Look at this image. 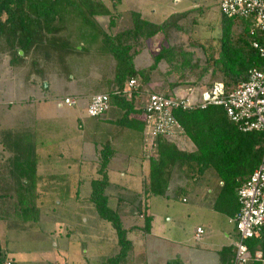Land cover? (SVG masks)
I'll return each instance as SVG.
<instances>
[{"label":"trees","instance_id":"obj_1","mask_svg":"<svg viewBox=\"0 0 264 264\" xmlns=\"http://www.w3.org/2000/svg\"><path fill=\"white\" fill-rule=\"evenodd\" d=\"M113 2L119 4L121 0H113ZM86 5H89L87 9ZM100 5V3L95 4L93 0H0V35L8 34L15 39L11 41L9 50L0 45L8 50L0 49V57L9 56L10 65L18 66L17 61L28 54L35 43L47 41L49 45H56V35L61 37L62 33H65L64 30H67L70 20L78 23V31L85 38L95 37L98 35L95 29L98 24L94 16L99 13L96 7H101ZM101 13H109V10L104 8ZM3 14L8 16L6 21L2 20ZM178 15H173L164 24H156L147 19L140 10H136L132 13L134 20L132 30L118 34L116 37L104 35L106 46L119 61V67L111 77L115 87L108 93L112 94V105L127 110L126 116L135 112L138 94L135 93L128 98L125 95H115L114 92L122 93L131 78L141 77L143 81L147 80L150 75L148 71L156 69L161 61H165L171 72L182 71L183 79L188 73L202 69L198 75V86L207 84L202 83L204 80L200 82L206 77L207 72L213 75L219 73L221 80L229 89L235 88L239 82L246 81L251 68H261L264 65V59L252 47V42L260 38L251 34L250 20L222 14L223 32L219 46H200L205 55L204 65L200 64V59L197 58L194 50H187L180 43L162 48L148 69L137 68L134 54H130L132 44L129 42L134 41L142 47L147 39L162 32L166 34L167 39L172 35H179L178 32L183 31V28L178 24L180 17ZM58 24L61 25L60 29L56 28ZM111 24L113 25L114 21H111ZM234 28L237 30L235 31ZM59 48L64 54L70 52V50L64 51L69 48L68 41ZM216 82L213 81L207 85V88L199 91L200 100L203 99V92L211 89ZM172 86L174 88L177 83ZM144 91L147 90L142 89L141 85L138 86V92ZM139 106L140 114L145 116L143 107ZM175 115L185 130L184 135L194 143L196 150L187 152L167 137H158L157 146L153 151L154 156L149 160L148 176L143 182L144 194L164 196L177 201L179 200L177 191L180 192L183 187H175V193L172 192L171 182L174 173L176 172L180 178L183 176L194 178L196 173L202 174L211 167L224 184L215 201L214 209L229 213L232 212L230 210L239 211L236 190L246 179L240 180V178L249 173L250 176L260 163L263 152L262 134L241 132L237 125L229 120L222 107L212 106L206 110L191 112L180 109L175 111ZM144 126L146 130L145 120ZM32 131L31 128L0 131V144L3 151L9 155L5 167H0V221L5 222L9 229L30 230L39 222L42 211L37 205L39 157L37 140ZM256 144H262V149L256 148ZM111 155L112 150L109 146L101 149L98 173L102 178L92 182V193L88 201L94 204L98 216L111 224L118 239L119 249L111 253L103 264H131L133 241L128 237V229L124 225L120 208H112L109 205L110 197L107 189L110 184L107 167ZM5 169L6 173L3 172ZM222 204L226 207H222ZM145 217V228L149 230L151 215ZM254 239L257 237L247 241L253 254L256 252L251 243ZM2 254L4 255L0 247V256ZM0 262L3 263V259H0ZM256 262L255 264H259Z\"/></svg>","mask_w":264,"mask_h":264},{"label":"rangeland","instance_id":"obj_2","mask_svg":"<svg viewBox=\"0 0 264 264\" xmlns=\"http://www.w3.org/2000/svg\"><path fill=\"white\" fill-rule=\"evenodd\" d=\"M93 1L95 4H101V7H96L99 13L94 16L98 24V27L95 28L98 31V35L95 37L85 38L78 31V23L75 20H70L67 24V30H64L65 33H62L61 37L58 34L56 35V45H49L47 41L35 43L28 54L17 61L18 66H9V56L0 57V101H3L0 103V131L30 128V126L9 128L18 119L17 116H11L10 111L12 112V110L24 104L26 107L31 106L30 115L34 116L31 122L34 121L35 126L38 128L45 127L47 132L50 129L49 126H51L52 131L47 133V137L53 138V131L56 126L63 121L70 120L64 115L70 114L72 116L75 112L82 119L84 130L90 136L89 125L98 119L88 115L87 104L92 95L108 92L115 87V82L111 77L114 76L115 71L119 67V61L115 59L105 44L104 35L116 37L118 34L132 30L134 27L133 11H142L147 19L156 24H164L173 15L179 14L178 24L183 28V31L178 32L179 35H172L170 39H167L166 34L163 32L159 33L153 38L147 39L142 47L135 44L134 41L129 42L132 44L130 54H134V62L137 68L148 69L154 63L155 56L162 48L180 43L184 45L185 49L194 50L197 58L200 59V64L204 65L205 55L200 46H219V39L223 32V16L219 9L220 0H121L119 4H115L113 0ZM88 6L86 5V9ZM104 8H107L109 13H101ZM7 17L6 14H3L2 20L6 21ZM111 21H114L113 25ZM56 28L60 29L61 25L58 24ZM234 29L235 31L237 30L236 28ZM0 36V45L9 50L11 41L15 40L14 37H9L8 34ZM62 39H64V42H69V48L64 50H70L68 54H64L59 48L64 43ZM4 47H0V49H4ZM6 48L4 51H8ZM181 72L169 71V66H167L165 61H161L156 69L148 71L150 75L147 80L143 81L141 77H136V79L139 86L141 85L142 89L147 90V92H158L166 95L175 93L185 96L193 91V96L198 98L199 91L207 88V85L213 81L223 82L219 73L213 75L211 72H207L206 77L200 80V82L204 80L202 83L207 84L198 86V75H200L202 69L188 73L184 79ZM176 83L177 86L173 88L172 85ZM31 95L34 97H31ZM66 95L73 98H76L75 95H79L76 98L78 104L75 106L65 104L63 99L67 97ZM145 99L146 95L143 97V101ZM43 101L45 102L43 103ZM39 102L41 107H37L39 111L37 110V113H35L36 107L34 103L37 104ZM59 103H61V106H59ZM61 117L62 119H60ZM66 122L69 125V122ZM23 123L27 124L28 118ZM84 130L79 132L80 135L85 134ZM176 144L180 149L187 152L196 150V146L186 135H184L182 143ZM262 144H256L255 147L262 149ZM73 146L74 150L71 149L73 153H76L79 148L81 149L79 143ZM0 149V167L4 168L9 155L3 151L2 147ZM3 172L6 173V169ZM249 174L242 176L240 180L247 178ZM136 182H138V179ZM137 185L135 184V188H137ZM223 185V181L220 180L217 172L211 167L207 168L202 174L196 173L194 178H186L184 176L180 178L175 172L171 182L173 193H175V187L182 186L183 188L180 192L177 191L179 200L172 202L170 215L173 218L175 215L176 217L174 220H167V227H169V230L167 229L168 237L169 239L173 238L180 241L184 239L181 235L187 237V246L183 245V249L190 250L191 246L198 248L192 251L194 253L192 257L202 258V264H204L203 260L205 258H207L206 261L210 260V258L218 259L217 254L220 253L217 251L223 247H226L223 252L230 253L238 237L236 225L230 222V216L222 211L213 209ZM112 189H109V192ZM130 197V200L136 198L135 195ZM184 198L187 199V202L184 201ZM54 201L55 198L53 196L38 198L37 205ZM205 204H210L213 208H203L202 206ZM113 205L115 204L112 201ZM192 205L202 208L191 207ZM221 206L226 207L225 204ZM80 207L78 210L66 208L45 211L42 209L38 225L43 223L41 221L43 216H50L52 221L59 218L62 219H59L60 221L68 220L66 223L68 227H71L69 221H79L81 226L74 228V233L75 235L77 234L76 229L82 233L84 244L81 251H79V243L71 246L77 249V257L79 259H84L86 263L97 264V261L107 259L112 251V253L117 252L118 247L115 248L117 235L109 222L102 219V222L100 221L94 204H90V206L80 205ZM135 216L136 219H133ZM139 217L138 213L133 212L128 218V212H125L124 218L131 219V221H127V225L130 228H134L133 225ZM198 224H203L206 230L203 239L195 242L192 241L193 232ZM40 225H35V229L31 228L27 231V238L29 240L41 237L54 239V233L50 231L49 227ZM1 227L2 224L0 223V234L5 231ZM63 227L65 228L66 226L63 225ZM226 233H229V236ZM96 235H98V238H95ZM259 239L262 240V238ZM54 240H56V237ZM257 242L260 245L258 250L263 253V258L257 262L264 264V242ZM0 244L3 247L5 246L4 242H0ZM168 247L171 252H175V250L180 248L177 243H169L165 245V251ZM2 252L4 253L3 249ZM47 254V257L43 256L40 258L29 256L32 258L30 264H52L50 260H53L51 257L54 254ZM54 256H56L55 264H66L63 256L59 257L58 254ZM71 257L74 258V256ZM0 259L4 261L5 256L2 254ZM227 264H231V260Z\"/></svg>","mask_w":264,"mask_h":264},{"label":"crops","instance_id":"obj_3","mask_svg":"<svg viewBox=\"0 0 264 264\" xmlns=\"http://www.w3.org/2000/svg\"><path fill=\"white\" fill-rule=\"evenodd\" d=\"M9 66H11L10 62ZM66 96L69 97L68 95ZM77 96L75 95L76 98ZM31 97L34 96L31 95ZM138 104L141 105V103ZM138 104L135 105V112L130 113L131 115L128 116L125 115L126 109L112 105L105 115L94 117L98 120L89 125L90 136L84 130L82 119L75 112L72 116L70 114L64 115L70 118V120H66L69 125L66 121L59 123L53 131V141V138L47 137V133L52 131L51 126H49L48 132L45 127L38 128L35 126L34 121L31 122L34 117L30 115L32 108L31 106L26 107L24 104H22L23 106H18L12 112L10 111L11 116H17L18 119L9 128L30 126L33 134H35L39 157L37 166L39 178L37 191L39 192V198H49L51 196L55 198L54 202H45L41 205L39 203L41 209L45 211L66 208L78 210L81 208L80 205L90 206V204H93L88 201L92 193V182L102 178L98 173L99 153L105 146H109L112 150V155L107 167L110 184L108 188H113L110 192L107 189V194L110 197L109 205L112 208H120L124 225L128 229V237L133 241V262L131 264H202V258L192 257L194 255L192 251L198 248L191 246L190 250L183 249V245L187 246V237L181 235L184 238L182 241L174 240L173 238L169 239L168 237L167 231L169 227H167V220H174L176 217V215L174 218L170 215L172 202L175 200L159 195L144 194L143 182L148 176L149 158L154 156V153H150L147 150L144 115L140 114L138 110L140 106ZM34 105L36 107L35 113H37V107H41V104L39 102L37 104L34 103ZM59 106H61V103H59ZM26 118H28V123L24 124L23 122H26ZM83 130L85 134L80 135L79 132ZM78 143L81 149L79 148L77 152L75 151L76 153L71 152V149L74 150L73 145L76 146ZM179 143H182V141ZM0 147H2L1 144ZM5 153L7 154L6 151ZM137 179L139 183L136 182ZM135 184H138L137 188H135ZM131 195H135L136 198L130 200ZM112 201L115 204L113 206ZM191 207L195 206L192 205ZM202 207L213 208L210 204H205ZM230 211L232 212L223 213L230 216V222L235 223L234 220L238 211ZM125 212H128V218L133 212L139 214L140 217L133 225L134 228L128 227L127 221H131V219L124 218ZM146 215H151L149 230L145 228ZM59 219L52 221L50 216H43L41 219L43 223L41 225L39 223L42 227L47 225L50 231L54 233V239L56 237V240L48 237L46 239L41 237L29 240L27 238V231L29 230L9 229L5 222L0 221L3 227L1 229L5 230L0 234V242L5 243L4 247L0 244L5 256V260L3 263L0 262V264H6L7 261H11L12 264H30L32 258L29 256L32 255L34 258L47 257V253L58 254L59 257L63 256L66 264H91L86 263L84 259H79L77 257V249L71 246L79 243V251L82 249L84 244L82 233L77 231V229V234L75 235L74 233V228L80 227L81 223L79 221H69L71 227H68L66 225L68 220L60 221L62 219ZM133 219H136V216ZM36 225L39 226L38 223ZM63 225L66 227L64 228ZM198 227L205 229L203 224L196 225L192 239L195 242L203 239V237L197 239ZM226 235L229 236V233H226ZM95 238H98V235ZM259 238L261 237H257L251 242L254 244L256 251H259L258 248L260 247L257 241L264 242L262 241L264 240L263 238L262 240ZM169 243H177L180 248L175 250V252H171L168 247L165 251V245ZM115 244V248L118 247L117 249H119L118 239ZM225 248L223 247L217 251L220 253L217 254L218 259L210 258V260L206 261L207 258H205L203 260L204 264H227L230 260L232 264L233 248H231L230 253L223 252ZM85 251L88 252L87 250ZM54 255L51 257L53 260H50L52 264H55L56 256ZM71 256H74V258ZM103 261H97V264H103Z\"/></svg>","mask_w":264,"mask_h":264},{"label":"built area","instance_id":"obj_4","mask_svg":"<svg viewBox=\"0 0 264 264\" xmlns=\"http://www.w3.org/2000/svg\"><path fill=\"white\" fill-rule=\"evenodd\" d=\"M219 9L227 17L239 16L250 20L252 35L260 39L252 42V47L264 59V0H221ZM138 81L131 78L121 93L131 98L137 95V102L141 103L145 111L147 150L152 153L157 146L156 139L165 136L175 143L184 138L185 130L175 115L176 110L196 111L206 110L209 107H222L231 122L237 125L241 132H259L263 136V152L260 163L251 175L243 180L236 190L239 211L235 217L238 233L233 244L232 264H254L263 258L261 250L251 253L247 241L253 237L264 239V65L253 67L248 71V79L229 89L219 81L203 92V99L191 94L180 96L166 95L158 92H138ZM147 92V93H146ZM209 92L211 97L205 99ZM146 99L143 101V97ZM64 103L69 106L78 104L73 97H65ZM112 107V94L97 93L91 96L87 104V113L92 117L105 115ZM186 200V199H184ZM205 234L203 227L197 228V239ZM6 264H12L7 261Z\"/></svg>","mask_w":264,"mask_h":264},{"label":"water","instance_id":"obj_5","mask_svg":"<svg viewBox=\"0 0 264 264\" xmlns=\"http://www.w3.org/2000/svg\"><path fill=\"white\" fill-rule=\"evenodd\" d=\"M204 97H205V99H209L211 97V94L209 92H207Z\"/></svg>","mask_w":264,"mask_h":264}]
</instances>
